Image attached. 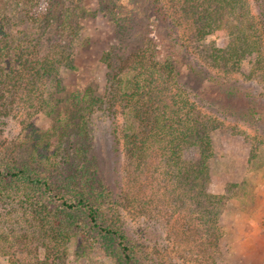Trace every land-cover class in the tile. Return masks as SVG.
<instances>
[{
  "label": "trees",
  "instance_id": "obj_1",
  "mask_svg": "<svg viewBox=\"0 0 264 264\" xmlns=\"http://www.w3.org/2000/svg\"><path fill=\"white\" fill-rule=\"evenodd\" d=\"M146 2L151 4V12L162 15L164 23L169 21L163 0H123L122 3L106 0L105 4L115 17L124 13L130 23L143 12ZM185 2L183 11L189 12L186 17L198 26L199 36L208 35V29L227 28L230 21L232 29H247L248 33L242 31L243 35L233 32L238 35L232 39L228 54L236 60L233 65L236 68L243 66L244 58H252L253 72L264 80V31L258 30L248 0H192L191 5L190 0ZM27 7L26 12L20 11L23 15L18 20L34 18L39 25L34 26L37 29H31L30 25L28 29L15 31L10 28L18 20L9 13L12 8L9 0L0 6V123H6L5 116L13 111L28 106L31 109L27 112L45 110L56 115L58 123L50 130L33 127L26 132L27 127L8 146L0 141V202L12 204L15 210L11 212H19L29 223L18 238L31 236L37 240L46 248L47 261L51 259L55 264L65 263L72 242L80 252L100 246L113 264H165L166 261L150 251L153 235L148 229L149 221L136 231L126 218L127 208L137 202L146 205V200L141 198L140 202L133 190L136 191L137 178L148 170L157 182L171 179L174 189L168 194L172 203L196 212L211 244H218L223 233L220 219L225 200L224 195L206 190L213 153L211 121L186 111L195 102L182 98L180 92V100L176 99L173 84L178 85L183 71L175 57L170 53L158 60L156 40L153 35L145 34L146 39L138 48L139 63L133 65L131 58L116 48L104 55L110 71L103 94L89 87L69 96L63 70L77 67L75 50L79 30L56 29L58 38L50 39L52 29H41L40 14L33 10L35 7ZM73 16V11L68 9L67 18L71 20ZM262 26L264 29V23ZM147 61L152 68L146 72ZM129 67L136 73L130 74ZM225 70L229 71L227 67ZM228 71L212 77L225 82ZM208 72L204 67L197 71L200 75ZM227 90V95H232L239 88ZM172 92L173 101L155 98V94L168 98ZM119 103L127 109L128 124L123 136L130 173L128 188L116 190L92 149L89 121L99 108L115 114ZM117 143L121 144L119 134ZM190 146L199 147L200 158L193 161L186 158L185 149ZM157 155H164L160 157L165 168L161 173L156 164ZM3 239L5 242L1 243ZM3 239H0V254L13 247L6 237ZM18 243L23 245L24 241Z\"/></svg>",
  "mask_w": 264,
  "mask_h": 264
},
{
  "label": "rangeland",
  "instance_id": "obj_2",
  "mask_svg": "<svg viewBox=\"0 0 264 264\" xmlns=\"http://www.w3.org/2000/svg\"><path fill=\"white\" fill-rule=\"evenodd\" d=\"M6 1L0 0V6ZM34 1L35 5L32 4ZM105 3L106 0H9L12 5L9 13L18 20L23 15L21 10L26 12L27 6L35 7L33 10L40 14V24H43L41 29H52L48 35L50 39L58 38L54 32L56 29L79 30L75 50L77 67L63 70L69 96L89 87L103 94L109 84L110 71L104 55L116 48L130 57L133 65L139 63L138 48L146 35H153L157 45L156 58L163 60L171 53L183 71L178 85L177 82L173 84L176 99L180 98V92L182 98L195 102L193 108L186 111L211 121L213 153L209 160L210 180L206 190L224 195L225 204L220 219L223 233L220 242L212 245L201 228L202 222L197 219V213L172 203L168 194L170 191L171 195L174 189L171 179L157 182L148 170L137 178L136 191L133 190L140 202L141 198L146 200V205L141 206L137 202L125 210L130 227L137 231L139 226L149 221L148 229L153 235L150 251L166 261L165 264H264V80L253 72L252 58H244L243 66L236 68L233 67L236 60L228 54L232 39L238 35L233 32L243 35L242 31L247 34V29H232L230 21L227 28L208 29V35L199 36L198 26L186 17L189 12L183 11L185 0H163L170 15L167 23L162 21V15L159 14V17L151 12L148 2L144 3L143 12L130 23L124 13H117L118 17H115L114 11ZM189 3L193 4L192 0ZM248 5L256 15L258 30L263 32L264 0H248ZM68 9L73 11L74 19L67 18ZM54 10L61 12L56 16ZM240 10L244 11L241 7ZM36 24L39 25L34 18L18 20L10 29H28L30 25L31 29H37L34 27ZM147 63L144 67L146 72L152 68L149 61ZM131 67L129 73H136ZM202 67L209 72L198 74ZM226 67L229 71L225 70ZM227 71L225 82L212 77ZM235 87L239 91L227 95V88ZM249 95L252 98L249 99ZM174 96L173 92L168 98L155 94V98L170 101L174 100ZM29 109V106L20 107V110L5 116L6 123H0L2 144L10 145L27 127L26 132L33 127L50 130L58 123L56 115L45 110L27 112ZM115 109L113 115L101 108L92 113L89 121L90 143L108 174V181L114 183L116 190H121L129 186V158L124 152L123 136L128 117L122 103ZM116 130L121 144L117 143ZM161 156H156L159 173L165 169L160 162ZM185 156L191 161L196 160L201 157V150L198 146L187 147ZM11 210H15L12 204L0 202V239L6 237V241L13 244L6 254H0V264H55L51 259L47 261L46 248L37 240H32L31 236V239L18 238L29 223L19 212ZM21 239L25 245L18 243ZM4 242V239L1 240V243ZM63 264H113V261L100 246L80 252L72 242Z\"/></svg>",
  "mask_w": 264,
  "mask_h": 264
}]
</instances>
